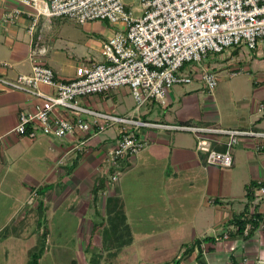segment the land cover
Listing matches in <instances>:
<instances>
[{
  "label": "crops",
  "instance_id": "1",
  "mask_svg": "<svg viewBox=\"0 0 264 264\" xmlns=\"http://www.w3.org/2000/svg\"><path fill=\"white\" fill-rule=\"evenodd\" d=\"M13 7L24 6L17 0H0V76L8 79L28 73L31 65L29 18L23 14L14 22L3 20ZM117 29L101 20L77 25L62 18L40 17L34 38L39 35L40 45L46 48L43 62L57 78L68 80L78 65L102 60L101 45ZM254 51L262 55L261 50ZM242 59L244 53L239 49L223 62L232 66ZM259 80L264 82V76ZM191 83L174 85L164 103L150 99L139 109L126 87L84 96L78 103L148 122L264 132V111L260 109L264 87L236 100L235 85L219 86L209 93L200 81ZM40 89L52 92L47 86ZM223 96L228 101L220 100ZM39 103L31 94L0 86V264H6L8 256L18 257L11 254L12 244L31 241L37 229H45L40 227L42 208L50 229L78 232L87 250L91 243L100 245L90 235L97 236L108 224L107 212L115 206L110 198L120 200L132 240L120 250L112 248L113 255L99 249L100 264H167L179 257L182 244L205 236L215 237L201 242L207 264H264V230L257 229L249 237L228 233L236 229L229 220L246 210V187L264 182V137H240L232 148V166L222 167L206 162V155L195 148L192 133L144 126L137 129L146 142L144 148L111 166L105 155L114 146L121 127L118 123L102 131L93 127L90 132L63 137L39 134L30 138L10 131L20 112H34ZM57 117L73 120L71 112L62 107L53 109L52 118ZM81 117L86 122L93 118L86 113ZM212 137L216 140L213 148L224 150L225 137ZM120 167L117 179L111 181V170ZM103 176L104 188L94 195L97 180ZM43 185L47 187L39 193L38 187ZM255 205L264 211V196L253 199L247 210ZM29 248L25 244L19 257L23 259ZM170 249L174 251L168 257L165 251ZM195 257L196 251L179 264H196ZM91 258L88 253L82 264H90ZM69 262L75 264L72 259Z\"/></svg>",
  "mask_w": 264,
  "mask_h": 264
},
{
  "label": "built area",
  "instance_id": "2",
  "mask_svg": "<svg viewBox=\"0 0 264 264\" xmlns=\"http://www.w3.org/2000/svg\"><path fill=\"white\" fill-rule=\"evenodd\" d=\"M17 1L24 7L6 11L3 20L14 22L23 14L29 18L30 71L13 79L0 76V86L31 94L40 103L34 112H20L10 131L30 138L39 134L63 137L90 132L93 127L102 131L107 125L118 123L121 127L114 146L105 155L111 166L144 148L145 140L137 135V129L144 126L192 133L195 148L206 155V162L222 167L232 166V148L240 137H264V132L253 130L148 122L94 111L78 103L81 97L126 87L139 109L150 99L164 103L170 87L193 80L212 92L218 77L215 67L205 62L210 54L223 61L234 48L257 50L264 46V0ZM40 17L62 18L77 25L101 20L118 29L102 43L101 61L80 64L72 78L62 80L43 62L46 48L40 45V36L34 38ZM185 64L189 68L183 70ZM41 86L52 88V92L41 91ZM55 107L71 112L73 120L52 118ZM260 109L264 111V104H260ZM82 113L93 116L92 120L86 122ZM213 135L225 137L224 150L213 148ZM119 173L112 174L110 180L115 181ZM254 196L255 201L264 196V185L254 189ZM252 211L253 208L249 215ZM260 229L264 230V225Z\"/></svg>",
  "mask_w": 264,
  "mask_h": 264
},
{
  "label": "rangeland",
  "instance_id": "3",
  "mask_svg": "<svg viewBox=\"0 0 264 264\" xmlns=\"http://www.w3.org/2000/svg\"><path fill=\"white\" fill-rule=\"evenodd\" d=\"M125 1H133V0H125ZM133 2L136 3L135 1ZM135 14L137 15L138 13ZM258 49L262 51V55H256L254 53L255 52L254 50H249L246 47H241L240 50H242V52L244 53V59H242L240 63H236L235 65L233 64L232 66L228 65L226 62H223L218 55L210 54L205 59V62L208 63L210 66L215 67L214 72L218 77L217 86L213 91H215L216 88L219 86L225 88L228 85H235L236 89H238L237 92L238 94L235 95V97L237 98L235 99L240 100L238 99V97L242 98L243 96H247L252 89L264 87V82L259 80L260 76H264V46L261 45L258 47ZM188 68H189V64H185L184 69H188ZM230 72H236V74L229 75ZM197 82L198 80H193L191 84L197 85ZM226 96L228 97V95ZM226 96H223L221 97V99L220 98L219 99L222 101H228V98ZM40 215H41L40 227H43L45 229H41L39 231L37 229L34 236H32L31 239L32 242L30 240H23L22 242L12 244L11 254L18 255V257H13L10 259V256H8L9 258H7V260L9 264H19L20 262H22V264L26 263L27 255H25L26 257L23 256V259L19 257V255L20 256L23 255V252H21L20 249H23L25 244H29L30 247L36 244L37 239L40 237L38 236L39 232L42 233L46 232L47 237L45 240V247H46L45 252L49 250L48 251L49 254L43 256L41 260V264H71L69 262V260L71 259L75 261V264H82L84 261L83 258L87 257L88 253H92L90 264H100L101 258H100V254H98L97 251H99V249L103 250L102 247L103 243L101 240V238L103 237L102 234L103 230L105 231L104 237L105 236L112 237L113 234L108 224L104 226L105 229L103 228L100 234L94 236L100 240L101 244L97 246L95 245V243H91L87 250L84 248V243L82 240L83 236L81 234H79L78 232H72L74 230L69 232L68 230L64 231V229L57 227H53L50 229L49 226L47 225L48 220L46 218L45 208H42L40 210ZM107 220H108V216H107ZM102 221H106V219H102ZM131 240H132V236H131ZM122 241L123 240L121 238V242ZM114 243H115L114 246H117L119 250L122 249L123 246L129 244L126 243L123 246L119 245L120 239L119 241H116ZM104 247L106 248V250L111 251L109 255L112 254V252L114 251V250H110V248L113 247L112 243L106 242V244H104ZM173 251H174L173 249H170L168 251H165V253L168 255V257H170L169 253H172ZM2 262L5 263V260L3 259Z\"/></svg>",
  "mask_w": 264,
  "mask_h": 264
},
{
  "label": "trees",
  "instance_id": "4",
  "mask_svg": "<svg viewBox=\"0 0 264 264\" xmlns=\"http://www.w3.org/2000/svg\"><path fill=\"white\" fill-rule=\"evenodd\" d=\"M240 48H234L231 51V54L236 53ZM230 54V55H231ZM184 70V65L182 67ZM123 168H117L111 170V175L121 171ZM106 181V176L100 177L97 180V184L95 185L93 189L94 195H97L99 191H101L104 188V184ZM264 185V182H252L250 185L246 187V197L249 200L248 203H246V210L240 213L237 217H233L231 220H229V224H234L236 226V229L234 232H228L230 235H244V237H249L254 231L257 229H260L262 225H264V216L263 213L260 212L257 208V205L253 207L252 213L249 215V211L247 210L249 203L254 199V189L258 188L260 186ZM47 185L39 186L38 192L43 193L42 189L46 188ZM111 202L113 201L114 207L112 208L113 211H108V226L111 228V231L113 232L112 237L111 236H105V231L103 230V237L101 238L103 243V249L106 250L104 247V244L106 242L112 243L113 247L110 248H117V246H114L116 241H119V245L123 246L126 243H129L131 241V236L129 232L128 225L125 222V216L121 207L120 200L117 198H110ZM105 229V228H104ZM109 234V233H107ZM38 236H40L37 239V243L34 244L32 247H30L27 251V261L25 264H40V258L45 252V240L47 237L46 232H39ZM42 236V238H41ZM95 235H90V239L92 240ZM126 236V237H125ZM122 238V242H121ZM215 237H209L205 236L201 240H194L191 243L182 244L181 248H183V251L179 255V257H174L169 263L167 264H179L183 258L188 257L191 253L196 251V257H195V263L196 264H207L204 257H203V249L201 247V242L203 241H214ZM101 244V243H100ZM98 254L100 251H97ZM111 252V251H109Z\"/></svg>",
  "mask_w": 264,
  "mask_h": 264
}]
</instances>
